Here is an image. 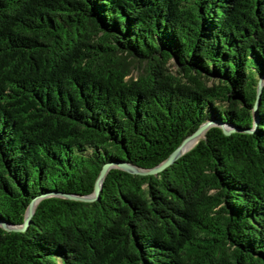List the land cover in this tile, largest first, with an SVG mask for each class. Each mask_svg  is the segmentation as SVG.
I'll return each instance as SVG.
<instances>
[{
	"label": "trees",
	"instance_id": "16d2710c",
	"mask_svg": "<svg viewBox=\"0 0 264 264\" xmlns=\"http://www.w3.org/2000/svg\"><path fill=\"white\" fill-rule=\"evenodd\" d=\"M262 78L264 0H0V264H264Z\"/></svg>",
	"mask_w": 264,
	"mask_h": 264
},
{
	"label": "water",
	"instance_id": "95a60500",
	"mask_svg": "<svg viewBox=\"0 0 264 264\" xmlns=\"http://www.w3.org/2000/svg\"><path fill=\"white\" fill-rule=\"evenodd\" d=\"M263 81H264L263 78L258 81L256 98H255V101H254L253 106H252V110H253L254 114L256 113V107H257L259 100H260L261 86H262ZM212 123H214L213 120H207V121L201 123L193 132L186 135L181 140V142L162 161H160L158 164H156L152 167L144 168V167L134 165V164L127 162V161H116V162H112V163L106 162L100 168V170H99V172L95 178V181H94L93 191L90 194H71V193H59V194L62 196H65V197L80 199V200H86V201L94 200V199L98 198L99 191L101 189L102 181H103L108 169L112 166L122 168V169L129 171V172H132V173H140V174L157 173L158 171H161L162 169H164L169 164L173 163L180 155H182L185 151H187L190 148V147L189 148L187 147V145L190 142L194 141V143H195L200 137H203L204 131ZM222 127H223V130L225 133H229L232 130L231 128H228V127L224 126L223 124H222ZM45 194H47V192L44 194H41V195H37L30 200V202L28 203V205L26 207V210L24 213V220L22 223L13 224V223L5 222V221H0V224L8 230H23V229H25L27 227L28 223L30 222V219H31V216L33 214L34 207H35L37 201L41 197H43Z\"/></svg>",
	"mask_w": 264,
	"mask_h": 264
},
{
	"label": "rangeland",
	"instance_id": "374dc122",
	"mask_svg": "<svg viewBox=\"0 0 264 264\" xmlns=\"http://www.w3.org/2000/svg\"><path fill=\"white\" fill-rule=\"evenodd\" d=\"M141 70H142L141 64L136 62L131 67V71L129 75L132 77H136Z\"/></svg>",
	"mask_w": 264,
	"mask_h": 264
},
{
	"label": "bare ground",
	"instance_id": "6f19581e",
	"mask_svg": "<svg viewBox=\"0 0 264 264\" xmlns=\"http://www.w3.org/2000/svg\"><path fill=\"white\" fill-rule=\"evenodd\" d=\"M193 143H194V141H193V142H190V143L187 145V147H188V148L191 147V146L193 145Z\"/></svg>",
	"mask_w": 264,
	"mask_h": 264
}]
</instances>
